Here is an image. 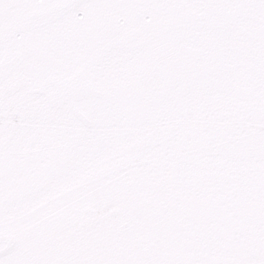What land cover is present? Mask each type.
<instances>
[{"label":"snow or ice","instance_id":"6c2138e0","mask_svg":"<svg viewBox=\"0 0 264 264\" xmlns=\"http://www.w3.org/2000/svg\"><path fill=\"white\" fill-rule=\"evenodd\" d=\"M0 264H264V0H0Z\"/></svg>","mask_w":264,"mask_h":264}]
</instances>
